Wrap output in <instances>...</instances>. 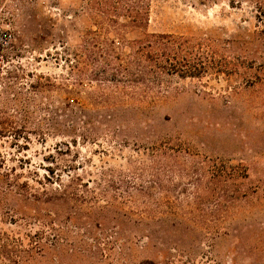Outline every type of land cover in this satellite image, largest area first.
I'll use <instances>...</instances> for the list:
<instances>
[{
	"label": "rangeland",
	"instance_id": "rangeland-1",
	"mask_svg": "<svg viewBox=\"0 0 264 264\" xmlns=\"http://www.w3.org/2000/svg\"><path fill=\"white\" fill-rule=\"evenodd\" d=\"M135 1L0 0V264H264V0ZM153 32L210 68L145 101Z\"/></svg>",
	"mask_w": 264,
	"mask_h": 264
},
{
	"label": "trees",
	"instance_id": "trees-1",
	"mask_svg": "<svg viewBox=\"0 0 264 264\" xmlns=\"http://www.w3.org/2000/svg\"><path fill=\"white\" fill-rule=\"evenodd\" d=\"M137 2V0L135 1ZM103 3H107L103 2ZM138 3H135V6ZM133 16V23L139 27L141 21L148 19L146 12L141 16L140 11ZM132 17V16H131ZM137 19V20H136ZM131 60L134 67L119 66L114 69L112 76L116 85L131 84L135 88L133 96H139L145 101H154L164 92L162 78L166 75L177 74L181 77H200L210 66L206 65L205 57L194 45L193 39L172 33H147L133 41ZM197 48V49H196ZM198 50L199 52H195ZM143 62L145 63L143 65ZM105 71L103 79H107ZM135 96V97H136Z\"/></svg>",
	"mask_w": 264,
	"mask_h": 264
}]
</instances>
